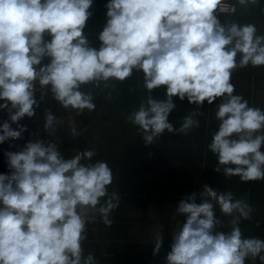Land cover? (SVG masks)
Returning <instances> with one entry per match:
<instances>
[{"label":"clouds","instance_id":"9594fccd","mask_svg":"<svg viewBox=\"0 0 264 264\" xmlns=\"http://www.w3.org/2000/svg\"><path fill=\"white\" fill-rule=\"evenodd\" d=\"M94 0H0V109L11 121L0 124V144L22 139L39 106L36 89H46L65 109L94 111L83 85L123 82L142 72L149 95L127 116L146 144L165 133L188 134L199 127L193 110L177 129L169 121L174 97L197 109L215 103L219 122L208 150L214 171L241 182L264 180V109L250 106L231 82L238 68L264 66V34L255 24L222 23V0H109L99 48L85 33ZM247 7L259 0H237ZM235 12V7L232 8ZM163 87L165 98L151 92ZM56 118L46 114L45 130ZM12 124H16L14 129ZM75 134V129L71 130ZM94 150L65 158L53 141L29 140L7 151L8 174H0V264H98L85 254L87 223L111 224L120 196L109 192L113 171L106 161L91 162ZM84 161H88L85 163ZM230 217L220 231L216 215ZM176 212L184 217L171 236L167 264H264V239L245 237L239 224L251 220L246 198L205 184L185 195ZM163 236L155 239L154 254Z\"/></svg>","mask_w":264,"mask_h":264},{"label":"crops","instance_id":"0c3cea01","mask_svg":"<svg viewBox=\"0 0 264 264\" xmlns=\"http://www.w3.org/2000/svg\"><path fill=\"white\" fill-rule=\"evenodd\" d=\"M227 1L235 3L237 11L222 14V23H252L258 34H264V0L247 7L239 5L237 0ZM108 2L94 0L93 16L85 29L96 48L100 46L97 37L105 23ZM231 82L235 94L242 95L250 106L264 109V66L238 68L232 73ZM81 90L93 95L94 111L78 113L71 108L65 109L50 91L48 93L47 106L62 119L54 127L61 142L60 152L65 158H71L84 150H94L96 155L91 162L108 163L113 171L109 192L120 196L119 206L109 217L110 225L98 217L87 228V239L83 242L85 254L92 253L98 264H167L172 233L184 220L176 212V204L185 195L201 191L205 184L218 191H230L236 199L246 198L253 208L252 219L241 220L239 227L245 237L264 239V180L245 183L238 176L226 177L214 171L217 158L207 145L219 123L215 119V103L209 105L205 101L197 109L186 99L180 101L174 97L176 108L169 116L173 126L178 129L185 116L198 110L203 112L196 117L199 127L188 134L165 131L151 144H146L138 127L127 120L128 114L149 95L143 87L142 72L134 71L127 80L110 82L108 87L102 82L99 87L83 85ZM151 95L164 99L165 89H155ZM44 123V120L31 122L27 139L0 144V174L9 173L5 152L19 151L29 140L37 139L46 132ZM216 215L223 222L218 230H230L231 218L222 215L218 206ZM157 235L163 236V241L159 252L154 254ZM246 264L261 262L259 258H249Z\"/></svg>","mask_w":264,"mask_h":264},{"label":"built area","instance_id":"2783aa9c","mask_svg":"<svg viewBox=\"0 0 264 264\" xmlns=\"http://www.w3.org/2000/svg\"><path fill=\"white\" fill-rule=\"evenodd\" d=\"M235 7V12L237 11V5L231 1H227V0H222V3L218 9V18L220 19V16L222 14H233L235 12L232 11V8ZM48 93L49 91L46 89H41L39 86H37L36 89V98L38 100V104L39 106L37 108H35V115L31 118H27L24 117L21 121H19L18 123L20 125L26 126L27 131L24 132L22 134V139H27L29 138V127L31 122H39L41 120L46 119V114L48 112H51V114L56 118L57 123L61 122V118L58 116H55L52 111L49 109V107L47 106V100H48ZM8 121L9 123H11V121H9L8 119V111L6 109H0V124H2L3 122ZM12 127L15 129L17 127L16 124H12ZM37 139H42L44 141H53L56 142L58 145V149L60 151L61 149V142L58 140V138L56 137V129L54 130H46L45 133H43L42 135H40L39 137H37ZM98 219V217H96L95 219H91L86 227L88 228L89 225L93 222H95Z\"/></svg>","mask_w":264,"mask_h":264}]
</instances>
